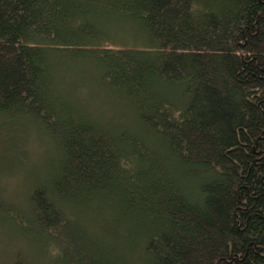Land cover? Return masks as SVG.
Wrapping results in <instances>:
<instances>
[{
    "label": "trees",
    "instance_id": "1",
    "mask_svg": "<svg viewBox=\"0 0 264 264\" xmlns=\"http://www.w3.org/2000/svg\"><path fill=\"white\" fill-rule=\"evenodd\" d=\"M112 17L149 48L106 44ZM72 51L138 130L62 96L55 56ZM23 120L51 140L52 173L27 223L6 202L0 214L40 237L39 264H264V0H0V127Z\"/></svg>",
    "mask_w": 264,
    "mask_h": 264
},
{
    "label": "rangeland",
    "instance_id": "2",
    "mask_svg": "<svg viewBox=\"0 0 264 264\" xmlns=\"http://www.w3.org/2000/svg\"><path fill=\"white\" fill-rule=\"evenodd\" d=\"M112 18L108 22L110 30H101L104 38H109L106 44L115 48H149V37L135 22ZM55 59L53 72L62 96L85 118L108 129L138 130L133 104L112 83L105 81L103 69L91 56L72 51L58 53ZM22 123L26 125L22 132L0 127V202L13 208V219L27 223L32 218L30 195L52 173L55 152L47 135L41 134L28 120ZM96 219L102 224L99 217ZM96 233L106 246L116 245L110 242L102 227ZM31 234L34 237H25L16 224L0 214V264H15L19 259H25L27 264H39V259L44 263V257L39 255L42 241L36 242L34 238L40 237L35 232ZM50 252L55 253V249L50 247ZM115 252L118 253L116 249Z\"/></svg>",
    "mask_w": 264,
    "mask_h": 264
},
{
    "label": "bare ground",
    "instance_id": "3",
    "mask_svg": "<svg viewBox=\"0 0 264 264\" xmlns=\"http://www.w3.org/2000/svg\"><path fill=\"white\" fill-rule=\"evenodd\" d=\"M25 260V259H24Z\"/></svg>",
    "mask_w": 264,
    "mask_h": 264
}]
</instances>
